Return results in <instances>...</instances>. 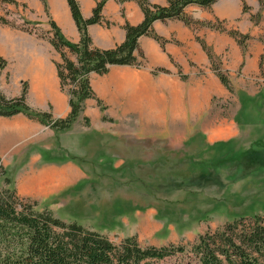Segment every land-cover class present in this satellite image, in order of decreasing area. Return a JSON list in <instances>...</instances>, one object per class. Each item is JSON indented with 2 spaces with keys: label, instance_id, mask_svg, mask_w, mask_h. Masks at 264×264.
<instances>
[{
  "label": "crops",
  "instance_id": "0c3cea01",
  "mask_svg": "<svg viewBox=\"0 0 264 264\" xmlns=\"http://www.w3.org/2000/svg\"><path fill=\"white\" fill-rule=\"evenodd\" d=\"M18 1L26 4V7H19L21 15L17 24L27 21L39 30L48 32L49 20L52 19L67 40L79 42L80 32L67 0H46L48 13L42 0ZM99 1L101 0H77L82 16L90 17ZM149 1L163 6L168 2ZM243 2L249 6L248 11L243 10ZM260 10L258 0H216L211 7L189 5L185 8V13L190 19L197 22L218 19L225 32L211 28L193 30L181 19L156 20L153 29L166 42L162 46L151 36L143 35L139 38V52H143L147 65L141 68L112 65L109 73L102 76L101 86L105 88L103 96L117 100L125 110L132 108L137 123L182 127L174 126L173 129L166 128L164 131H158V127H149L147 131L133 134L113 132L99 135L101 144H96L95 149L93 132L88 131L96 122L92 117L96 114L95 108H92V115L90 112L87 114L90 118L88 127L75 128L74 122L64 131L54 130L23 113L0 116L2 179L5 181L8 178L10 187L20 197L37 202L53 212L62 213L59 218L68 223L76 221L108 237L111 229L118 230L115 227H119L121 236H124L120 239L136 235L133 231L125 233L124 230L127 229L122 228L123 223L132 228L128 222L133 219L132 214L129 217L126 215L125 189L117 183L112 192L105 186V180L111 181L114 172H130L141 163L138 157L128 158L109 152L117 144L123 145L124 149L128 146L129 150L137 151L136 145H141L140 141L146 140H165L170 149L180 146L179 142L184 144L195 140H203L205 143L211 141V145L220 143L219 140L223 139L220 128L206 131L202 127L198 131H190L189 127L190 124L202 122L213 92L204 81L205 74H211L213 82H218L217 76L210 69L209 58L195 35L203 38L217 56L226 57V72H232L243 65L241 68L247 76L252 71L254 62L264 53V40L257 41L263 38L264 20L255 22L251 19L252 14ZM102 15L105 20L103 23L88 27L93 44L100 48H112L122 43L125 39V23L136 25L144 19L141 7L132 0H107ZM228 30L248 34L250 43L253 40L257 42L255 51L243 55L236 40L226 33ZM50 35L48 33L47 37H42L35 32L0 22V56L7 60V66L0 70V91L7 97H15L21 94L23 84L27 83V103L34 109L50 111L53 117L58 118L68 115L70 105L69 95L61 88L55 64L60 61V54L49 41ZM227 48L229 54L224 56ZM67 54L71 59H76L68 51ZM157 67L166 68L169 72L153 74ZM179 71L187 77L185 80L181 78ZM216 90L223 91L225 88ZM91 100H86V104ZM250 123L261 126L252 131L256 129L260 132L264 147V118ZM231 131L230 137H234V130ZM125 137L133 138V142L123 143ZM103 138L107 141L102 142ZM94 152H100L101 157L95 160L91 156L90 159L89 155ZM156 163L157 160H149L150 165ZM111 183L115 184L113 180ZM3 186L5 182L0 187ZM120 191L122 194H119ZM149 211L150 209L146 212ZM140 212L141 210H137L136 213Z\"/></svg>",
  "mask_w": 264,
  "mask_h": 264
},
{
  "label": "rangeland",
  "instance_id": "374dc122",
  "mask_svg": "<svg viewBox=\"0 0 264 264\" xmlns=\"http://www.w3.org/2000/svg\"><path fill=\"white\" fill-rule=\"evenodd\" d=\"M258 1L261 10L252 14L253 18L251 17L255 22L264 20V0ZM0 14L11 23L17 24L21 8L13 3H5L0 8ZM212 22L223 27L220 21ZM188 26L193 30L209 28L202 25V22L193 20ZM219 30L225 32V29ZM229 31L226 33L229 34ZM196 36L199 35H195V39ZM262 36L263 38L256 40H264V33ZM256 47L257 42L253 40L250 43L249 39L246 48H241L243 55L254 52ZM227 54H229L228 48L225 49L224 56ZM225 58L223 55L217 56L216 66L225 69V63L227 65ZM143 62L142 67H145L146 59ZM241 67L232 72L227 70L234 87L233 92L227 90L218 77V82L214 83L211 74H205L204 81L213 92L207 102L202 122L189 126L190 131H198L202 127L206 131H213L215 127L220 128L223 134L220 143L211 145L209 143L211 141L205 143L203 140H195L184 144L179 142L180 146L176 145L170 149L165 140H146L140 141L141 145H136L138 153L129 150L128 146L124 149L121 144L115 145V149L109 152L128 158L138 157L141 163L130 172H114L111 181L113 180L115 184L108 179L105 180V186L110 191L117 187L115 186L117 183L125 189V209L128 211L126 215L129 217L132 214L133 219L128 222L132 228H128L126 223L122 224V228L127 229L124 232H135L142 246L173 243L185 248L186 252L177 253L159 264L187 262L196 264L197 261L191 257L189 250L201 234L221 228L233 218H252L254 215L264 217V154L261 151L264 147L260 132L256 129L252 131L253 128L261 126L250 123L264 118V53L254 62L252 71L248 72L247 76L244 75ZM157 69L158 67L155 68ZM210 69L213 71L212 66ZM102 76L91 74V84L97 99H92L86 104L85 112L83 111L74 125L75 128L80 127V129L88 127L90 118L87 114L90 112L92 115V108L96 109L95 116L92 115L96 122L92 129L88 128L89 132H93L95 149L96 144H101L99 135L113 132L133 134L147 131L149 127H158V131L174 128L175 125L148 126L137 123L132 108L125 110L123 104L117 100L103 96L105 88L101 86ZM216 88H225V90L218 91ZM86 117L89 118L88 121ZM231 130H234V137H230ZM105 140L107 141L103 138L102 142H106ZM131 140L133 138H126L123 143L131 144L133 142ZM249 147L251 148L248 149ZM245 149L248 150L244 151ZM247 152L257 153H254L255 158H252L244 156ZM91 156L96 160L101 157V153L94 152L89 155L90 159ZM150 159L157 160L156 165H150ZM1 172L0 166V186L5 182ZM8 186L10 187V184ZM119 194L122 192L120 191ZM34 209L41 211L44 208L37 203ZM148 209L150 211L147 213ZM137 210H141L140 214L136 213ZM52 213L57 217L62 215L60 212L52 211ZM115 228L118 230L111 229L109 237L118 243L124 236H121L119 227Z\"/></svg>",
  "mask_w": 264,
  "mask_h": 264
},
{
  "label": "trees",
  "instance_id": "16d2710c",
  "mask_svg": "<svg viewBox=\"0 0 264 264\" xmlns=\"http://www.w3.org/2000/svg\"><path fill=\"white\" fill-rule=\"evenodd\" d=\"M106 1L97 2L92 15L85 18L77 0H67L80 32V40L76 43L67 40L52 19L49 20L48 32L39 33L41 30L27 21L20 24L11 23L0 14L1 23L35 32L42 37L51 34L48 39L61 58L55 63L61 88L69 95L70 105L68 115L58 118L53 117L50 111L34 109L26 101L28 88L27 83H24L18 96L7 97L0 91V116L9 117L23 113L54 130L69 129L85 110L86 100L97 99L91 84V74L105 75L109 73L112 65L141 68L145 56L139 52V38L143 35L151 36L162 46L166 42V39L153 29L156 20L181 19L185 24L191 25L192 19L185 13L187 6L211 7L216 2L168 0L167 5L163 6L153 4L149 0H132L141 7L143 21L136 25L126 22L124 41L112 48H100L93 44L88 27L105 21L102 9ZM42 2L48 13L46 0ZM5 3L26 7V4L18 0H1L0 8ZM248 9L249 6L244 2L243 10ZM251 17L253 18V15ZM106 24L109 25V22L106 21ZM202 25L216 30L224 29L220 27L222 25H216L212 21L202 22ZM228 33L241 48H246L250 39L248 34L238 30H230ZM196 39L207 54L221 84L233 92L234 87L227 72L215 64L217 56L211 46L199 36H196ZM67 51L75 55L76 59H71ZM6 66L7 60L0 56V70ZM160 72L168 73L169 70L159 68L153 71L154 74ZM179 73L182 79L187 78L180 71ZM103 118L105 119L104 116ZM88 119L86 117L87 121ZM261 151L264 154V149ZM257 152H247L244 156L255 158L254 153ZM9 184L10 180L5 178L6 186L0 187V264H159L177 253L186 252L184 246L173 243L142 246L136 235L125 237L117 243L111 237L76 221L68 223L46 208L41 211L34 209L37 203L20 197ZM24 201L28 203L24 204ZM189 254L197 261L196 264H264V217L254 215L252 218H233L221 228L208 230L194 241Z\"/></svg>",
  "mask_w": 264,
  "mask_h": 264
}]
</instances>
